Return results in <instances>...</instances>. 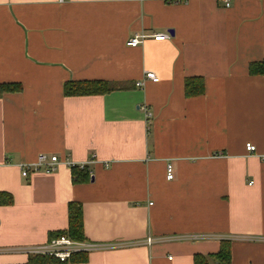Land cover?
Segmentation results:
<instances>
[{
	"label": "crops",
	"instance_id": "crops-1",
	"mask_svg": "<svg viewBox=\"0 0 264 264\" xmlns=\"http://www.w3.org/2000/svg\"><path fill=\"white\" fill-rule=\"evenodd\" d=\"M140 30L169 38L127 45ZM263 58L264 0H0V84L19 86L0 92V264H219L222 240L228 264H264ZM98 79L118 88L64 93ZM41 152L63 162L21 176ZM73 202L102 248L29 263Z\"/></svg>",
	"mask_w": 264,
	"mask_h": 264
},
{
	"label": "built area",
	"instance_id": "built-area-1",
	"mask_svg": "<svg viewBox=\"0 0 264 264\" xmlns=\"http://www.w3.org/2000/svg\"><path fill=\"white\" fill-rule=\"evenodd\" d=\"M183 1V0H178ZM221 6L227 7L230 4V0H218ZM169 38V34L167 32L155 31V32H146L144 30H140L139 32H135L134 34L128 36L125 40L126 44L129 46H137L144 42L145 39L152 40H164ZM144 78L149 79L153 82L158 80L157 74L153 71H146L144 73ZM137 85H140L141 82H136ZM146 116L149 118L151 116L148 109L143 106ZM255 146L252 142L246 141L245 150L246 151H254ZM94 161V154L91 153L86 161L81 162L79 164H73L69 161H65V163L69 166H77L78 168H86V166ZM63 161L59 159L56 154L41 152L38 153L35 160L28 163H20L18 164L21 176H27L31 171H45L52 172L57 166ZM105 165H107L105 163ZM165 172L166 178L168 180L172 179L174 176L173 166L171 162H167L165 164ZM251 182V181H249ZM152 240L151 236H147L146 244H148ZM102 244L95 241H87L85 239H71L67 235L60 234L57 237H50L48 240H45L43 243L31 244L30 246H24L21 250H24L29 256L33 255H48L55 258L58 262L67 261L72 253L75 252H89L90 250L102 248Z\"/></svg>",
	"mask_w": 264,
	"mask_h": 264
},
{
	"label": "trees",
	"instance_id": "trees-1",
	"mask_svg": "<svg viewBox=\"0 0 264 264\" xmlns=\"http://www.w3.org/2000/svg\"><path fill=\"white\" fill-rule=\"evenodd\" d=\"M248 71L251 74H264V58L258 60L257 62H249L248 63ZM196 80L198 84L193 83L191 86L190 81ZM195 82V81H194ZM185 83V93H201L202 83L201 77H187L184 81ZM115 82L106 81V80H83V81H69L63 85L65 94H92V93H103L112 91L118 86L115 85ZM18 85L14 84H0V92L2 91H11L13 89H18ZM74 180H84L87 178V172L85 168H78L77 166L71 167ZM68 226L65 229H61L57 232L50 233L51 237L60 236V234L67 235L71 239L83 240L82 233V219H81V205L78 203H68ZM229 243L227 241L221 242V247L216 254L218 258L219 264H228L230 261L229 257ZM85 258V254L82 252H75L70 255L67 259L69 260H83ZM195 263L203 264V259L199 255H195ZM46 261H57L52 256H44V255H33L29 257L28 262H46Z\"/></svg>",
	"mask_w": 264,
	"mask_h": 264
}]
</instances>
